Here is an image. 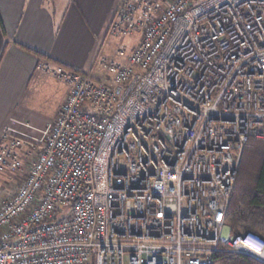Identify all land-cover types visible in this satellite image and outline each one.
<instances>
[{
	"label": "built area",
	"instance_id": "2783aa9c",
	"mask_svg": "<svg viewBox=\"0 0 264 264\" xmlns=\"http://www.w3.org/2000/svg\"><path fill=\"white\" fill-rule=\"evenodd\" d=\"M106 33L140 41L102 80L41 62L68 89L55 120L0 137V264L262 262L227 212L264 140V0H119Z\"/></svg>",
	"mask_w": 264,
	"mask_h": 264
},
{
	"label": "crops",
	"instance_id": "0c3cea01",
	"mask_svg": "<svg viewBox=\"0 0 264 264\" xmlns=\"http://www.w3.org/2000/svg\"><path fill=\"white\" fill-rule=\"evenodd\" d=\"M117 3L0 0V137L6 128L19 136L14 126L20 115L44 94H57L60 105L65 101L67 87L39 71L41 62L82 73L96 70Z\"/></svg>",
	"mask_w": 264,
	"mask_h": 264
},
{
	"label": "trees",
	"instance_id": "16d2710c",
	"mask_svg": "<svg viewBox=\"0 0 264 264\" xmlns=\"http://www.w3.org/2000/svg\"><path fill=\"white\" fill-rule=\"evenodd\" d=\"M227 222L235 233L253 231L264 238V140L252 139L244 148ZM214 264L263 263L250 256L224 254Z\"/></svg>",
	"mask_w": 264,
	"mask_h": 264
},
{
	"label": "rangeland",
	"instance_id": "374dc122",
	"mask_svg": "<svg viewBox=\"0 0 264 264\" xmlns=\"http://www.w3.org/2000/svg\"><path fill=\"white\" fill-rule=\"evenodd\" d=\"M109 22L110 19L108 21V25ZM108 25L106 32L108 30ZM103 40L104 42H106L104 56L108 59H113L115 57V52L117 49L125 48L128 52H130L131 48L137 46L138 42L140 41L139 35L132 37L110 38L108 37V33H105ZM95 69H96L95 71H92L89 74L91 76H94L98 80H102L106 72L101 71V69L98 67ZM97 72H101V73H97ZM60 102L61 101L58 99L57 94L55 95V93L52 94L49 93L46 95L44 94L41 98H38L31 105H26L25 108L26 111L24 113V116L20 115L18 122L14 126L17 129V130L15 129V132L17 131L20 136L18 137L34 144H39L40 142H42L45 137V129L47 125H49L54 119L56 112H58L60 107ZM254 168L255 165H253L251 171ZM238 174H239V170H238ZM237 177L235 180V184L237 181ZM1 188L11 190L9 186L5 187V184L4 186H1ZM7 196L8 195L5 194L2 198H6ZM2 204L3 201H0V205ZM227 233H228V227L224 229V235H227ZM250 258L254 260L258 259L254 257H250ZM257 261H259V259ZM262 263L264 264V260L262 261Z\"/></svg>",
	"mask_w": 264,
	"mask_h": 264
}]
</instances>
